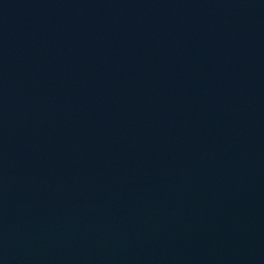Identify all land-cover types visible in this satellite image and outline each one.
<instances>
[{
    "label": "water",
    "instance_id": "1",
    "mask_svg": "<svg viewBox=\"0 0 264 264\" xmlns=\"http://www.w3.org/2000/svg\"><path fill=\"white\" fill-rule=\"evenodd\" d=\"M0 264H264V0H0Z\"/></svg>",
    "mask_w": 264,
    "mask_h": 264
}]
</instances>
